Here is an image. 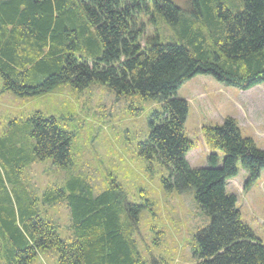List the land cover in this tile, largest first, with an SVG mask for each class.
Segmentation results:
<instances>
[{"label": "trees", "instance_id": "obj_1", "mask_svg": "<svg viewBox=\"0 0 264 264\" xmlns=\"http://www.w3.org/2000/svg\"><path fill=\"white\" fill-rule=\"evenodd\" d=\"M188 1L190 14L210 25L206 34L185 32L186 45L161 44L150 36L141 46L139 16L152 11L168 26H179L182 12L175 0H0L1 92L31 97L64 83L78 91L100 84L117 96L155 100L160 110L148 114L138 154L167 169L165 190H192L197 208L208 216L209 224L194 235L196 264H264V247L241 222L236 198L226 194L238 164L247 173L245 186L259 177L264 151L226 118L218 127L202 128L207 167L190 168L188 104L176 97L196 75L242 91L264 84V0H242L235 14L213 0ZM28 122L34 158L65 168L72 134L40 112ZM77 186L68 195L75 235L70 243L35 211L22 212L20 226L12 223L10 210L0 211L7 264H32L52 249L56 264H145L134 240L143 206L128 203L115 181L96 197L87 185Z\"/></svg>", "mask_w": 264, "mask_h": 264}, {"label": "rangeland", "instance_id": "obj_2", "mask_svg": "<svg viewBox=\"0 0 264 264\" xmlns=\"http://www.w3.org/2000/svg\"><path fill=\"white\" fill-rule=\"evenodd\" d=\"M175 1L182 12L179 26H168L152 11L139 16L137 21L144 26L141 46L150 36L161 44L186 45L187 35L207 33L210 25L204 17L190 14L189 1ZM213 3L233 14L242 8V0ZM176 97L188 104L184 134L192 142L185 156L190 168L207 167L209 151L202 128L218 127L226 118L234 119L241 136L264 151V84L242 91L211 76L196 75L180 86ZM152 110H160L155 100L117 96L100 84L78 91L64 83L31 97L1 92L0 84V211L10 210L17 226L22 212L35 211L70 243L75 240L68 202L71 186L78 192L77 185H87L96 197L115 181L128 203L143 206L134 240L145 264H196L194 235L209 224L208 216L197 208L192 190H165L161 180L168 177L167 169L138 154ZM36 112L54 118L60 129L72 134L70 163L65 168L34 158L28 121ZM246 180L247 173L238 164L236 176L226 183V194L236 198L241 222L264 247V171L248 186ZM0 227L4 228L1 222ZM2 255L0 239V264H7ZM56 262L57 252L52 249L40 253L32 264Z\"/></svg>", "mask_w": 264, "mask_h": 264}]
</instances>
